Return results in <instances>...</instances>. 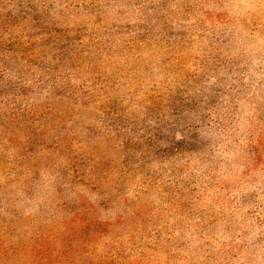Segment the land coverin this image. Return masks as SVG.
<instances>
[{
  "label": "rangeland",
  "instance_id": "1",
  "mask_svg": "<svg viewBox=\"0 0 264 264\" xmlns=\"http://www.w3.org/2000/svg\"><path fill=\"white\" fill-rule=\"evenodd\" d=\"M0 264H264V0H0Z\"/></svg>",
  "mask_w": 264,
  "mask_h": 264
},
{
  "label": "trees",
  "instance_id": "2",
  "mask_svg": "<svg viewBox=\"0 0 264 264\" xmlns=\"http://www.w3.org/2000/svg\"><path fill=\"white\" fill-rule=\"evenodd\" d=\"M31 248H37V247H31ZM156 261H157V260H156V259H154V263H157Z\"/></svg>",
  "mask_w": 264,
  "mask_h": 264
}]
</instances>
